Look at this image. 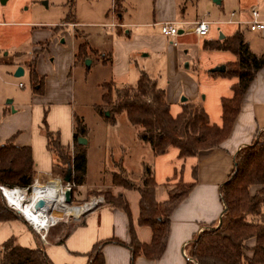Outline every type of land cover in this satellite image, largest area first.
I'll return each mask as SVG.
<instances>
[{"label": "crops", "instance_id": "1", "mask_svg": "<svg viewBox=\"0 0 264 264\" xmlns=\"http://www.w3.org/2000/svg\"><path fill=\"white\" fill-rule=\"evenodd\" d=\"M8 1L0 0V75L1 77L3 74L4 77L8 76L2 80L3 84H0V97L3 99L2 97H6L10 93L8 81L9 78L14 76L13 72L17 65L23 67V74L27 73L29 75V61L35 64L38 75L44 76V83L42 90H33L32 87L29 91L30 93L27 97H29L30 103L26 102L24 96L12 97L9 102L14 104L13 110L9 109L5 104L6 102L8 103L9 99L6 102L0 101V143L11 139L16 145H30L34 160V177L39 178L41 182L62 178L66 172H62L56 155L47 147V138L41 126H43L42 117L45 116L48 128L59 132L61 143L72 147L74 114H77L72 107V86L70 81L63 76L64 67L62 71H54L52 65L48 66L45 64L46 60L40 53L44 43L41 36L42 28L44 27L42 24L47 21H38L31 18L29 12L22 11V7H6L4 4ZM126 1L121 0L119 8H114V11L118 13V19L114 21L117 32L118 34H124L127 38L124 39L127 41L120 40L122 42L128 43L133 33L131 27H134L135 32L133 35L136 37L143 36L146 39V44L152 47L151 49L160 51L159 48H161L162 51L160 52H164V48H166L170 52V56L174 55L182 60L185 59V53H187L188 56L193 55L190 58L196 59L198 63L199 59L194 57L195 52L193 51L197 45L201 54H204L205 59L209 60L207 62L208 67L221 63L225 64L226 67L227 63L237 59L235 53L228 49L205 47L203 42L205 40L220 39L221 33L226 36L237 29H241L244 40L248 42L254 53L260 54L264 51V28L250 29L248 27L247 20L251 17L250 9L247 13L242 14L241 18H235L237 12L231 11L226 19H208L211 22L209 31L205 35H198L192 31H181L175 36L167 37L160 32L159 23L161 21H190L184 17L176 16L177 0H154L155 5L151 20L132 21L122 18L123 14L128 11L125 5ZM24 8L26 9L27 7L25 6ZM259 17L264 19L260 11ZM200 18L203 17L195 19ZM73 20L72 18L65 22L75 23ZM48 22L52 25L57 23ZM241 25L244 26L242 27ZM156 27L159 28L158 31ZM179 29L183 30L181 26H179ZM248 31L257 32L256 37L249 38L247 35ZM255 45L261 46L262 50L257 53L252 48ZM132 49L133 47L128 46L125 53L128 55L133 51ZM108 56V60L113 63L114 67L116 65L115 51H113L112 57ZM72 59L75 62L74 54ZM205 70L207 71H204L201 76L204 85L215 86L217 84L221 87L212 96V100L209 102L210 108L206 104L207 96L204 95L203 101L200 98V94L203 91V83L199 79H192L193 86L188 92L185 91V100L180 98L184 89L179 88V90L175 91L168 88L167 85V90L164 88L166 99L169 102L170 111L174 115L181 110L184 101L195 104H199L197 101H201L209 121L220 124L221 99L232 94L231 85L237 80V77L226 74V68L224 71ZM154 79L156 80V78ZM79 116L81 117V115ZM84 124L86 134L83 136L87 139L85 143L87 152L86 184L81 185V187L89 189L83 198L90 196V190L102 186L110 187L111 192L113 191L116 195L121 194L127 200L129 214L121 208L113 207L106 203L88 215H83L81 222L69 230H64V226L60 227L58 224L49 227L45 232V241L23 218L13 215V218L10 219H0V246L13 238L15 244L22 247L43 248L52 264H86L89 259L88 254L93 245L101 240L117 238L129 243V226L131 224L140 242H151L152 231L150 227L138 223L139 192L137 190L113 186L111 179L106 183L98 181L99 184L88 185L87 175L91 141L89 128L85 122ZM260 130H264V66L257 70L256 75L245 90L240 110L235 117L231 130L221 143L211 148L201 149L195 155L184 157L178 155V149L174 146H169V149L167 148L163 153L159 154H155L150 146V157L154 160V163H152V167L150 165L148 167L155 181V198L157 201L163 202L167 200L169 191L181 181L194 182V185L188 195L177 204L169 216V234L161 257L148 259L144 255H138L135 258V264H186L185 245L205 226L217 222L222 214L223 204L219 198V187L227 180L233 170L236 151L245 144L250 143ZM139 138L138 130H136L133 141ZM94 144H97L100 148L105 146V143ZM135 150L136 152L134 151V153L137 154L135 160L137 159L138 161L137 171H131L130 161L123 163L124 160L132 157V151L126 156L118 154L113 157L117 165L120 166L122 164V172L134 183L140 185L143 175L141 169L142 151H148L149 149H147L145 142L138 141ZM128 174H131L134 178H130ZM53 182L59 181L55 180ZM259 188L260 186L258 185L252 186L250 194H255ZM132 192L135 194H132ZM96 211L98 212L96 213ZM255 243V237L245 241L244 252L248 258H252L254 254ZM102 254L105 264L130 263L131 252L128 247L121 244H105L102 247Z\"/></svg>", "mask_w": 264, "mask_h": 264}, {"label": "trees", "instance_id": "2", "mask_svg": "<svg viewBox=\"0 0 264 264\" xmlns=\"http://www.w3.org/2000/svg\"><path fill=\"white\" fill-rule=\"evenodd\" d=\"M114 3L115 8H119L121 0H114ZM203 45L228 49L237 56L236 60L226 64L225 73L236 76L237 80L231 85L232 94L221 99L220 124L211 123L203 107L192 102H183L181 110L172 114L165 89L159 87L144 70L134 84L118 86L112 80L104 82L103 103L96 105L98 110L111 122L115 121V113L125 111L129 122L138 126V136L150 144L155 154L174 146L178 155L184 157L218 145L231 130L245 90L257 70L264 66V51L254 53L244 40L241 29L220 39L205 40ZM74 56L77 59L87 56L86 41L78 42ZM28 66L33 89L42 90L44 76L38 75L33 62H29ZM42 122L47 147L56 155L62 172L71 169L74 184L82 185L85 182L87 153L85 143L77 140L79 135L86 134L82 117L74 114L72 147L61 143L59 132L48 128L45 116ZM233 164L231 174L219 187L222 214L217 222L205 226L185 245L186 264H264V130L236 151ZM33 166L30 145H16L11 139L0 143V185L28 186L33 181ZM111 184L139 192L138 223L150 227L152 239L150 243L140 242L131 224L129 243L117 238L101 240L93 245L86 264H105L102 247L108 243L128 247L131 252L129 264H135L138 255L148 259L160 258L167 244L169 216L191 191L194 182H179L163 202L155 198V181L148 166L144 167L140 185L122 171L112 173ZM255 185L260 188L252 195L250 188ZM38 189L36 187L34 191ZM105 199L109 205L129 214V205L123 195L106 193ZM13 215L23 218L6 205L0 192V219H10ZM251 237H255L256 243L252 258H248L244 252L245 241ZM0 263L52 264L43 248L22 247L15 244L13 238L0 246Z\"/></svg>", "mask_w": 264, "mask_h": 264}, {"label": "rangeland", "instance_id": "3", "mask_svg": "<svg viewBox=\"0 0 264 264\" xmlns=\"http://www.w3.org/2000/svg\"><path fill=\"white\" fill-rule=\"evenodd\" d=\"M177 2L176 16L184 17L190 21L197 17L226 19L231 11L237 12L235 18H241L242 14L247 13L252 7H256L264 17V0H177ZM4 5L8 8L22 7V11L29 12L31 18L38 21H47L42 24L44 27L41 36L44 43L40 53L46 60L45 64L52 65L54 71H62L64 67L63 76L70 81L72 86V107L77 114L81 115L89 128L91 151L87 175L88 185L99 184V182L106 183L111 179L113 172L122 171V164L117 165L113 157L118 154L126 156L132 151V157L124 160L123 163L130 161L131 171H137L138 161L135 160V156H137L134 153V151L136 152L135 147L138 145V141L145 142L141 138L138 140L136 138L133 141L134 134L139 128L129 122L125 111L115 113V121L111 122L108 117L98 110L96 105L103 103L102 84L104 82L112 80L118 86L134 84L141 70H145L151 77L156 78L159 86L166 88V90L167 85L168 88L175 91L179 88L184 89L180 95V98H182V96L186 97V92L192 88V79H199L203 83L200 98L203 101L204 95L207 96L206 104L208 108H210L209 102L212 100V96L221 89L217 84L215 86L204 85L201 79L202 73L207 71L205 69L209 70L211 67H208L207 62L209 60L205 59V55L201 54L197 45L193 51L195 52L194 57L199 59L198 63L196 59L190 58L193 55L188 56L187 53H185V59L182 60L174 55L170 56V52L166 48H164V52H160L162 51L161 48H159L160 51L151 49L152 47L146 44V39L143 36L136 37L133 35L135 32L134 27H131L133 33L128 43L122 42L127 41L124 40L127 38L124 34H118L117 32L114 21L118 19V13L114 11V0H9ZM125 5L128 11L123 14L122 18L124 20L152 19L154 0H127ZM72 18L75 23L65 22ZM48 21L57 23L52 25ZM179 26H182V24ZM156 29L159 30L158 27ZM247 35L249 38H254L257 32L248 31ZM82 40L87 42V56L75 58L74 62V57L72 59L74 50L78 42ZM128 46L133 47V51L128 54L129 59L125 53ZM255 46L252 48L257 53L262 50L261 46ZM113 51L116 53V65L114 67L113 63L108 60V55L112 57ZM182 55L184 56L183 52ZM186 62H188V65L185 64ZM7 77H4V74L2 77L0 75V84H3L2 80ZM19 81L24 83L23 87L19 86ZM8 85L10 93L6 97H2L3 99L0 97V101L6 102L12 97L21 95L26 98V102L30 103L27 96L33 84L27 73L18 77L12 76V78H9ZM197 102L198 105L203 106L201 101ZM5 104L9 109H14V104L9 101ZM94 143H105V146L100 148ZM145 143L149 150L142 151V174L145 166L150 165L152 167V163H154V160L150 157V144ZM128 176L134 178L131 174H128ZM51 184H54V182ZM84 184H86V181L82 185ZM88 189L87 187H81V185L73 188V202L82 203L84 200L89 201L94 197H102L103 201L95 209L84 212L85 216L108 203L105 194H112L113 192H111L110 187L102 186L90 190V196L88 195L84 199L83 197ZM132 194L135 193L132 192ZM113 195L116 194L113 192ZM27 202L25 200V203ZM59 211L50 210L53 215L60 216L61 220L58 225L60 227L64 226V230H69L80 223L84 215L82 213L78 220L73 217L66 220L63 213ZM77 214L78 212L73 215ZM184 252H186L185 248Z\"/></svg>", "mask_w": 264, "mask_h": 264}, {"label": "built area", "instance_id": "4", "mask_svg": "<svg viewBox=\"0 0 264 264\" xmlns=\"http://www.w3.org/2000/svg\"><path fill=\"white\" fill-rule=\"evenodd\" d=\"M251 17L250 19L247 20L248 22V27L250 29H262L264 28V19H261L259 17V10L256 7H252L251 8ZM210 20L208 19H204V18H200V19H195L193 21H178V20H173V21H161L159 23L160 25V32L167 36H175L179 33V24H182V31L185 32H194L198 35H205L208 33L209 31V26H210ZM20 86H23V82H19ZM58 180L59 181V189H60V196H61V201L64 202L65 204H68L70 206H68L69 208H79L78 214L77 215H73L72 212L64 214L63 216H65L66 220L70 217L76 218V220L79 219V217L82 215V213L88 211L89 209H92L94 206H99L100 203H102L103 199L102 197H94L89 201H83L82 203H74L73 202V194H72V198H71V202L67 203L65 202V197H64V190L66 188H71L72 189V193H73V188L76 187V185L74 184L73 181L71 182H63L61 180V178H54V179H50L47 180L45 182H41L39 180V178L37 177H33V181L31 184H29L28 186L25 187H21V186H6V185H0V192L4 198V201L6 203V205L12 209L15 213H18L19 215H21L23 217V219L34 229L36 230L41 239L45 241V235H46V231L49 227L51 226H55L59 223V221L61 220L60 216L57 215H53L52 212L49 211V215L51 218V221L49 223V225L46 228H37L35 225H32V223L19 211L16 210L15 206H14V202L17 200L19 193L21 194V192L23 191L22 195H23V199L22 201L25 202L29 201V199L32 196V193L34 191V189L36 187H40V186H47L50 183H52L53 181ZM30 192V193H29ZM53 210H57V209H53ZM85 215V213H84ZM63 219V218H62ZM202 231V229H201ZM186 254V252H184Z\"/></svg>", "mask_w": 264, "mask_h": 264}, {"label": "bare ground", "instance_id": "5", "mask_svg": "<svg viewBox=\"0 0 264 264\" xmlns=\"http://www.w3.org/2000/svg\"><path fill=\"white\" fill-rule=\"evenodd\" d=\"M39 188L33 191L27 203L22 201L23 191L21 194L19 193L17 200L14 202L16 210L22 213L37 228H46L49 225L51 221L49 211L51 209L60 210L64 214L70 212L74 214L79 211V208H69L68 206L70 205L61 201L59 183H50L47 186H40ZM40 201H43L42 205H39Z\"/></svg>", "mask_w": 264, "mask_h": 264}, {"label": "water", "instance_id": "6", "mask_svg": "<svg viewBox=\"0 0 264 264\" xmlns=\"http://www.w3.org/2000/svg\"><path fill=\"white\" fill-rule=\"evenodd\" d=\"M3 1V0H2ZM215 1H218V0H215ZM44 3H46V1H44ZM182 29H179V32H181ZM223 34L221 33L220 34V37H222ZM186 65H188V63L186 62L185 63ZM225 64L221 63V64H216L214 66H212L210 68L211 71H224L225 70ZM14 76H20L23 74V67L21 65H17V67L15 68L14 72H13ZM182 100H185L186 97L185 96H182L181 98ZM8 101H11V99H9ZM109 112L106 110V114H108ZM77 140L80 142V143H86L87 139L85 136L83 135H79ZM61 180L63 182H71L72 181V171L71 169H68L66 171V173L63 175V177L61 178ZM64 197H65V202L67 203H70L71 202V198H72V189L71 188H66L64 190ZM43 204V201H40L39 202V205H42ZM97 206H94L92 209H95ZM92 209H89L88 211L92 210ZM86 211V212H88ZM85 212V213H86Z\"/></svg>", "mask_w": 264, "mask_h": 264}]
</instances>
